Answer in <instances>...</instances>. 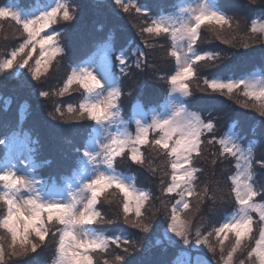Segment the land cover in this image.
I'll use <instances>...</instances> for the list:
<instances>
[{"label":"snow or ice","instance_id":"6c2138e0","mask_svg":"<svg viewBox=\"0 0 264 264\" xmlns=\"http://www.w3.org/2000/svg\"><path fill=\"white\" fill-rule=\"evenodd\" d=\"M112 5L125 13L134 9L145 17L137 26L145 47H152L144 39L145 34L170 38L169 55L175 60V71L166 77L170 86L168 103L162 111L153 109L151 115L135 111L133 105L128 121L121 116V98L131 95L123 91L124 79L133 69L152 67L148 53L140 45L117 48L108 38L94 44L87 59L69 65L63 86L55 95L63 97L75 85L82 90V101L78 107L67 105V117L60 105L49 116L93 122L85 133L82 147L76 150L78 157L73 173L76 183L68 182L63 189L55 181L38 179L40 165L32 158L35 149L30 147L35 141L19 127L0 133L3 136L0 139V203L5 207L0 213V229L8 236L6 243H0V264H38L50 242L54 246L52 264H96L97 254L104 256L103 264H130L134 254L142 256L154 250L155 245L145 249L141 243L152 233L158 234L155 244L163 252L172 250L178 254L172 260L139 259L136 264H212L205 258L206 253H211L212 259L218 255L217 264H245V260L248 264H264V188L258 189L252 182L253 166L264 167V157L257 159L253 151L255 144L250 142L245 147L235 132L217 137L213 120H206L190 108L193 82L201 79L205 68H215L222 60L220 53L198 50L203 43L201 26H210L215 39L235 48L236 36L225 38L234 28V17L217 0H196L195 6L180 7L174 15L155 17L146 6L133 0H112ZM89 6L98 9L102 4L96 2ZM84 7V0L76 3L37 0L32 7L8 0L0 6V19L13 22L16 33L22 37V42L10 51L0 50V75L15 72L24 78V83L39 82L46 77L52 62L65 51L62 47L65 29L79 18ZM54 25H61V30L57 31ZM239 27L237 20L235 28ZM250 32L264 37V25L258 26L253 20ZM260 43L264 44V39ZM241 46L250 47L247 42ZM195 90L218 93L229 99L234 93L242 92L246 97L242 106L255 109L264 124V77H204L202 86L197 84ZM38 95L47 98L50 93L40 91ZM27 109L28 105H21V121ZM133 120L134 135L127 130ZM205 145H219L218 158H233L236 168L228 177L236 211L206 231L203 224L194 225L195 212L191 211L192 201H196V210H199L209 191L207 187L198 190L203 169L197 165L204 157ZM145 148L162 159L163 176L167 179H160V192L161 196L170 198L167 202L160 199L162 208L153 209V193L138 188L134 177H126L117 170L122 159L132 165L150 167ZM24 149L28 151L27 156ZM117 196L120 208L116 218L122 217L125 224L136 229L137 239L105 235L94 227L112 223L105 220L100 208ZM161 211L164 221L157 228L156 217ZM255 225H259L258 238L254 235ZM253 240L254 245L250 243ZM226 242H229L227 248ZM113 246L119 252L109 259ZM245 253L244 259H236Z\"/></svg>","mask_w":264,"mask_h":264},{"label":"trees","instance_id":"16d2710c","mask_svg":"<svg viewBox=\"0 0 264 264\" xmlns=\"http://www.w3.org/2000/svg\"><path fill=\"white\" fill-rule=\"evenodd\" d=\"M179 1L181 0H133L135 3L146 6L152 16L161 10L174 8ZM6 2L8 0H0V5H4ZM15 2L23 7H32L37 3V0H15ZM71 2L76 3V0H71ZM96 2H100L102 7L97 9L89 6ZM217 2L228 15L234 17V28L225 34V38H230L234 34L236 36L234 43L237 47L234 48L215 39L210 26H201L203 43L200 44L198 50L220 53L222 60L217 62L215 68H205L201 73V79L193 82L194 95L191 98L190 108L200 112L206 120H213L216 125L214 134L217 137L224 136L229 129H232L241 137L242 145L254 143V155L260 159L264 157V124L261 123V117L255 109L242 106V102L246 100L242 92L234 93L233 98L229 99L227 96L218 93H204L195 89L197 84L202 86L204 77H237L257 68L264 72V44L260 43L264 37L260 33L253 34L250 32L254 18L264 21V0H255V2L253 0H217ZM84 3L85 7L80 12L79 18L70 28L65 29L62 36V47L65 48V51L52 62V68L48 73L50 75L56 71L59 72L60 69L63 70L64 74L57 86L50 89L42 88L50 93L47 98L38 95L40 89H36L39 91L37 96L34 94L35 90L33 89L37 85H41L42 80L33 81L35 83H24L8 74L0 75V133L19 127L29 134L30 139L35 141L31 144L35 149L32 158L40 165L38 172L44 179L52 174H55L57 179H61L63 175L73 174L78 157L76 150L82 147L85 133L93 123L87 120L56 119L49 116V113L53 112L57 105H60L67 117L69 115L67 105L71 104L78 107L81 102L82 90L77 86H72L69 93L63 97L57 96L55 93L63 86L66 73L70 70L69 65L74 66L76 62L89 54L93 50L94 44L110 38L117 48L127 47L131 49L140 45L148 53V63L152 67L144 68L142 66L141 69H133L131 75L123 81V91L125 93L131 92L130 96L125 95L121 98L120 108L122 115L126 118L130 117L134 103L145 108L156 107L162 103L165 98L164 94L169 87L166 77L173 74L175 70V60L169 55L171 51L170 38L165 36L150 37L145 34L144 39H147L152 47L144 46L137 26L145 17L139 16L134 9L130 13H125L122 9L113 7L112 0H84ZM237 20L240 22L239 29L235 28ZM53 27L60 31L62 26L54 25ZM157 40L163 44L155 46ZM245 42L249 43V48L241 46ZM52 99L55 105L48 106L47 104H52ZM237 100L241 103H237ZM22 104L28 105V109L21 121L20 107ZM2 138L3 136L0 135V139ZM218 150L219 145H205L204 157L197 165L203 169L198 190L207 187L209 191L200 209L196 210L192 205L191 211L195 212L194 225L203 224L205 231L212 226H218L219 223L223 222L224 217L236 208L234 197L230 193L231 184L228 180V177L236 171L235 160L233 158L219 159ZM144 151L146 159L151 160L150 167L132 165L127 159H122L118 163V170L131 174L135 178L137 186L153 193V200L151 201L153 209L162 208L160 199H164L166 202L170 199L161 196L160 192V179H167L163 176L162 159L155 157L147 148ZM214 160L215 163H213ZM159 163L161 167L158 168ZM252 182L258 189L264 188V167L254 164ZM119 208V196L113 197L111 203L104 202L100 210L104 214L105 220H111L112 223H102L94 227L105 235H123L137 239V230L125 224L122 217L116 218ZM4 211L5 207L0 203V213ZM208 214L214 215L215 221L208 223L207 227L205 218ZM253 215L255 216V214ZM156 219L157 228H159L164 221L162 211L157 214ZM258 233L259 225H255V237ZM140 235L143 236L144 234ZM0 237L8 240L3 229H0ZM158 239L159 236L156 233L147 235L145 239H142L141 243L145 249L155 245L154 250L146 252L142 256L134 254L130 258V264H136L139 259L148 261L175 259L178 253L172 250L163 252L161 246L155 244ZM253 241L250 243L253 244ZM225 247H228L227 242ZM53 251L54 246L50 242L46 253L38 259V264L44 260L50 261V258L54 257V255H50ZM118 252L119 250L113 246L109 259ZM245 256L246 253L243 256L238 255L236 259H244ZM205 258L211 260L212 264H217V261L212 259L211 253H206ZM103 259L102 254H97L96 264H103ZM245 264H248L247 260H245Z\"/></svg>","mask_w":264,"mask_h":264},{"label":"rangeland","instance_id":"374dc122","mask_svg":"<svg viewBox=\"0 0 264 264\" xmlns=\"http://www.w3.org/2000/svg\"><path fill=\"white\" fill-rule=\"evenodd\" d=\"M257 1V0H256ZM195 3H196V0H181V1H179V4H178V6L177 7H175V8H172V9H168V10H161V11H159V12H157L155 15H154V17L155 16H159V15H174V14H176L177 12H178V9L180 8V7H186V6H188V5H192V6H195ZM0 6H4V5H0ZM140 16V15H139ZM253 20H255L256 22H257V24H258V26H260V25H264V21L262 20V19H258V18H255V19H253ZM19 42H22V37H20L19 35H18V33H16V28H15V25L13 24V22H11V21H6V20H3V19H0V50H7V51H10L11 50V47H15V46H18V43ZM163 43L161 42V41H159V40H157V42H155V46L156 45H158V46H160V45H162ZM91 53V52H90ZM89 53V54H90ZM38 54V49H37V53H34V57H35V55H37ZM89 54H87L85 57H83V58H81L80 60H83V59H87V56L89 55ZM32 61H30V63H31ZM52 67H50V69H51ZM50 69H49V73H50ZM175 71V70H174ZM49 73L47 74V76L46 77H43L42 78V84L41 85H37V87H35L33 90H35L34 91V94H35V96H37V93L39 92L38 90H36V89H40V91H44V89H42V88H47V89H50L51 87H53V86H57V84L59 83V81H60V79L61 78H63V74H64V72H63V70H60L59 69V72L58 71H56V72H54V73H52V74H50L49 75ZM174 73V72H173ZM8 75H10V76H12L13 78H15L16 80H19V82L20 81H24V78L23 77H18L17 75H16V73L15 72H9V73H7ZM244 75H250V76H260V77H264V72L261 70V69H254V70H251V71H248V72H246V73H243V74H241L240 76H238V77H235V78H240L241 76H244ZM231 78V77H230ZM30 79V78H29ZM30 82H33V81H30ZM33 83H35V82H33ZM169 91H170V86L168 87V90L166 91V93L164 94V96H165V98H164V100L162 101V103H160L158 106H156V107H146V108H144L142 105H140V104H138V103H134L133 105H135L136 106V108H135V111H142V112H147V113H149V115H151V111L153 110V109H155L156 111H162L163 109H164V107L167 105V103H168V93H169ZM81 101H82V97H81V99H80ZM45 102H47V100H45ZM54 102V100L52 99V104H47L48 106H54L55 105V103H53ZM133 105H132V108H131V114H132V112H133ZM192 110V109H191ZM120 111H121V108H120ZM194 111V110H193ZM131 114H130V116H131ZM121 116L124 118V120L125 121H128L129 120V118L127 117H124L123 115H122V111H121ZM127 130L130 132V133H132L133 135H134V133H135V124H134V120H133V122H131V123H129L128 124V128H127ZM26 132V131H25ZM229 132H234L232 129H229L227 132H226V134H228ZM225 134V135H226ZM245 147H247L248 145H244ZM30 147H32V145L30 144ZM33 148V147H32ZM24 151V155H28V151H27V149H24L23 150ZM159 167H161V164L159 163V166H158V168ZM118 170V169H117ZM118 171H120V170H118ZM120 172H122V173H124L125 174V176L126 177H133L131 174H129V173H126V172H124V171H120ZM221 175V174H220ZM55 176V174H52V175H49L48 177H47V181H49V183H52L54 180H53V177ZM223 176V175H222ZM37 178L38 179H41V177H40V175L38 174V176H37ZM64 182L62 183V185H61V187L63 188V189H66V185H67V183L68 182H71L73 185H75V183H76V180H75V177H74V175L72 174V176L70 177H64ZM134 183H135V185L137 186V184H136V182H135V180L133 181ZM138 188H140L139 186H137ZM142 189V188H141ZM64 194H66V191H65V193ZM192 205L196 208V201L195 200H193L192 201ZM202 206V205H201ZM200 206V207H201ZM236 211V208L232 211V212H230L228 215H230V214H232V213H234ZM214 215H207L206 217L207 218H205V222H206V225H207V227H208V223H210V222H214L215 221V217H213ZM98 231V230H97ZM98 232H101V231H98ZM103 233V232H102ZM231 235V234H230ZM258 235H259V233H258ZM258 235H257V237L256 238H258ZM6 236H7V234H6ZM7 241L3 238V237H0V243H6ZM227 243H229V242H227ZM253 245H254V241H253ZM50 255H54V251H53V253H51ZM53 259H54V257L52 258H50V261H48V262H46L45 264H52V261H53ZM216 261L218 260V259H215Z\"/></svg>","mask_w":264,"mask_h":264}]
</instances>
